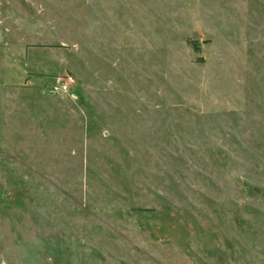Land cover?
Returning <instances> with one entry per match:
<instances>
[{
  "label": "rangeland",
  "instance_id": "374dc122",
  "mask_svg": "<svg viewBox=\"0 0 264 264\" xmlns=\"http://www.w3.org/2000/svg\"><path fill=\"white\" fill-rule=\"evenodd\" d=\"M0 264H264V0H0Z\"/></svg>",
  "mask_w": 264,
  "mask_h": 264
},
{
  "label": "built area",
  "instance_id": "2783aa9c",
  "mask_svg": "<svg viewBox=\"0 0 264 264\" xmlns=\"http://www.w3.org/2000/svg\"><path fill=\"white\" fill-rule=\"evenodd\" d=\"M69 88L70 86L67 80L58 79L51 85V89L53 90V92L61 95L68 93Z\"/></svg>",
  "mask_w": 264,
  "mask_h": 264
}]
</instances>
